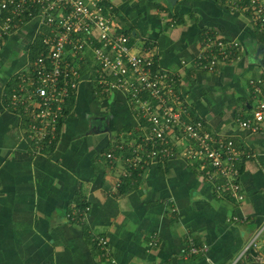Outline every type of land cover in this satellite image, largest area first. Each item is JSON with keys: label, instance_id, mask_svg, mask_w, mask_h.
Wrapping results in <instances>:
<instances>
[{"label": "crops", "instance_id": "0c3cea01", "mask_svg": "<svg viewBox=\"0 0 264 264\" xmlns=\"http://www.w3.org/2000/svg\"><path fill=\"white\" fill-rule=\"evenodd\" d=\"M101 4L114 31L128 36L130 52L152 51L156 67L177 76V109L187 110L186 119L234 141L244 197L219 191L224 176L185 155V143L174 138V154L141 158L125 177L153 124L123 89L104 87V76L116 77L101 76L91 50L68 54L78 80L74 104L52 136L34 142L25 106L15 107L11 95L31 44L40 40L38 55L46 50L48 28L26 18L13 23L0 49V264L233 263L264 223V121L256 132L240 124L254 123L264 101V33L231 0ZM206 33L239 41L237 58L212 70L198 65ZM209 168L212 180L204 174ZM192 242L207 252L189 254ZM250 255L240 262L264 264V233Z\"/></svg>", "mask_w": 264, "mask_h": 264}, {"label": "built area", "instance_id": "2783aa9c", "mask_svg": "<svg viewBox=\"0 0 264 264\" xmlns=\"http://www.w3.org/2000/svg\"><path fill=\"white\" fill-rule=\"evenodd\" d=\"M231 1L236 8L249 12L254 24L264 33V0H245V3H242L244 0ZM26 18H37L41 26L48 28L43 39L46 50L29 62L18 77L11 95V103L15 107L25 106V112L31 119L28 132L34 142L42 145L46 138L57 131L65 116L71 90L77 86L76 73L67 63L68 54L74 51L84 54L91 50L100 62L101 76L103 72L106 76L116 77L115 81L109 82L104 76V87L123 89L140 110L150 115L149 121L153 124L134 150L136 155L141 156L140 159H128L130 169L124 174L125 177L130 176L132 169L144 161L153 162L174 154V138L185 143V155L195 161L207 162L224 176L226 182L218 186L219 191L228 192L236 200L243 199L240 172L234 167L240 151L234 141L223 140L218 138V134L204 131L201 120L194 122L186 119L187 110L177 109V76L156 67L152 51L144 54L130 52L128 36L114 31L101 0H0V49L12 31L13 23ZM240 50L239 41L206 33L196 55V63L212 70L220 60L232 62ZM253 85L257 88L256 82ZM253 116L254 123L242 120L240 124L256 132L260 129L258 124L264 121V101L258 104ZM52 138L51 142L55 137ZM108 157L114 155L108 153ZM210 168L204 174L212 180ZM262 233L264 223L252 242L231 264H239L243 254L250 253L257 245ZM106 242L100 238L98 244L104 246ZM207 250V245L199 246L192 242L187 252L194 254ZM260 262L263 263V259L260 258Z\"/></svg>", "mask_w": 264, "mask_h": 264}, {"label": "trees", "instance_id": "16d2710c", "mask_svg": "<svg viewBox=\"0 0 264 264\" xmlns=\"http://www.w3.org/2000/svg\"><path fill=\"white\" fill-rule=\"evenodd\" d=\"M40 50H41V42H40V40H37L35 43L31 44L30 51H29L30 52V59L34 60L37 57V55L40 52ZM73 104H74V98H71V99L69 98L66 110L64 111V115L65 116L67 115L68 110L71 109ZM250 254H251V252L248 253V255H250ZM250 257H251V255H250ZM239 264H242V262H240Z\"/></svg>", "mask_w": 264, "mask_h": 264}, {"label": "rangeland", "instance_id": "374dc122", "mask_svg": "<svg viewBox=\"0 0 264 264\" xmlns=\"http://www.w3.org/2000/svg\"><path fill=\"white\" fill-rule=\"evenodd\" d=\"M15 56V53L13 54V57Z\"/></svg>", "mask_w": 264, "mask_h": 264}]
</instances>
